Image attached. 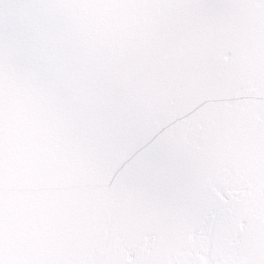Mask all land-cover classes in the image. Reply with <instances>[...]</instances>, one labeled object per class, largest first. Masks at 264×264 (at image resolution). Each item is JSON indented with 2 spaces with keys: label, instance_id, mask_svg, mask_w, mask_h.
Instances as JSON below:
<instances>
[{
  "label": "snow or ice",
  "instance_id": "6c2138e0",
  "mask_svg": "<svg viewBox=\"0 0 264 264\" xmlns=\"http://www.w3.org/2000/svg\"><path fill=\"white\" fill-rule=\"evenodd\" d=\"M0 264H264V0H0Z\"/></svg>",
  "mask_w": 264,
  "mask_h": 264
}]
</instances>
